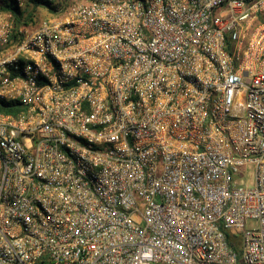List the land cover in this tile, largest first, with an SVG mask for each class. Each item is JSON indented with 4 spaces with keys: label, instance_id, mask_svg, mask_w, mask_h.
Wrapping results in <instances>:
<instances>
[{
    "label": "built area",
    "instance_id": "obj_1",
    "mask_svg": "<svg viewBox=\"0 0 264 264\" xmlns=\"http://www.w3.org/2000/svg\"><path fill=\"white\" fill-rule=\"evenodd\" d=\"M12 1L0 264H264V0Z\"/></svg>",
    "mask_w": 264,
    "mask_h": 264
},
{
    "label": "trees",
    "instance_id": "obj_2",
    "mask_svg": "<svg viewBox=\"0 0 264 264\" xmlns=\"http://www.w3.org/2000/svg\"><path fill=\"white\" fill-rule=\"evenodd\" d=\"M37 3H35L34 5L36 6ZM41 4L50 16H57L56 12L58 11L59 7H62V10L65 7V6L63 7V4H58V5H54V6H52L51 4H48V3H41ZM6 7H8V6L6 5ZM29 8H31V7L28 4L22 9L10 8L14 12V15L16 16L17 23H19L22 20V18L25 19V23L29 21L32 24H35L40 19L38 16L33 15L31 11L28 12ZM227 238H228V240H232L233 242L236 243L235 250L237 253H239V248H238L239 239L235 236H228V235H227Z\"/></svg>",
    "mask_w": 264,
    "mask_h": 264
},
{
    "label": "rangeland",
    "instance_id": "obj_3",
    "mask_svg": "<svg viewBox=\"0 0 264 264\" xmlns=\"http://www.w3.org/2000/svg\"><path fill=\"white\" fill-rule=\"evenodd\" d=\"M6 4L8 7H6V5H3V10H7V9H10V8H15L16 5L14 4V2L12 0H6ZM32 12L33 15H36L38 16L39 18L41 19H44L46 17H49L50 15L47 13V11L43 8H38L36 10H32L31 8H29L28 12ZM234 244L236 245V243L234 242ZM238 248H239V245H238Z\"/></svg>",
    "mask_w": 264,
    "mask_h": 264
}]
</instances>
